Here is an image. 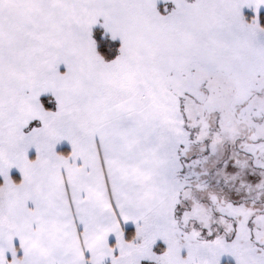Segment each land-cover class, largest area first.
Segmentation results:
<instances>
[{
  "label": "snow or ice",
  "instance_id": "6c2138e0",
  "mask_svg": "<svg viewBox=\"0 0 264 264\" xmlns=\"http://www.w3.org/2000/svg\"><path fill=\"white\" fill-rule=\"evenodd\" d=\"M0 264H264V0H0Z\"/></svg>",
  "mask_w": 264,
  "mask_h": 264
}]
</instances>
